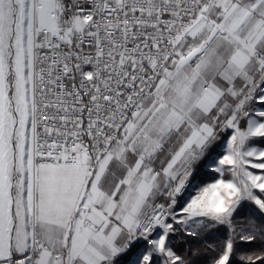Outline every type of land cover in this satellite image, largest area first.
I'll return each mask as SVG.
<instances>
[{
  "label": "snow or ice",
  "instance_id": "1",
  "mask_svg": "<svg viewBox=\"0 0 264 264\" xmlns=\"http://www.w3.org/2000/svg\"><path fill=\"white\" fill-rule=\"evenodd\" d=\"M0 264H264V0H0Z\"/></svg>",
  "mask_w": 264,
  "mask_h": 264
},
{
  "label": "rangeland",
  "instance_id": "2",
  "mask_svg": "<svg viewBox=\"0 0 264 264\" xmlns=\"http://www.w3.org/2000/svg\"><path fill=\"white\" fill-rule=\"evenodd\" d=\"M207 182H211V179L209 178L208 180L205 181V183H207Z\"/></svg>",
  "mask_w": 264,
  "mask_h": 264
}]
</instances>
